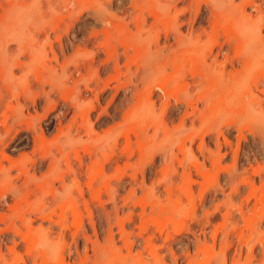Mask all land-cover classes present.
<instances>
[{
    "label": "rangeland",
    "instance_id": "1",
    "mask_svg": "<svg viewBox=\"0 0 264 264\" xmlns=\"http://www.w3.org/2000/svg\"><path fill=\"white\" fill-rule=\"evenodd\" d=\"M0 264H264V0H0Z\"/></svg>",
    "mask_w": 264,
    "mask_h": 264
},
{
    "label": "bare ground",
    "instance_id": "2",
    "mask_svg": "<svg viewBox=\"0 0 264 264\" xmlns=\"http://www.w3.org/2000/svg\"><path fill=\"white\" fill-rule=\"evenodd\" d=\"M194 3V2H193ZM170 5H174V6H176V3L175 2H171V4ZM192 6H194V5H192ZM190 8V7H189ZM99 15V14H98ZM110 22V21H109ZM147 26V25H146ZM113 38V37H112ZM115 38V37H114ZM208 69V68H207ZM210 69V68H209ZM212 76V75H211ZM195 80V79H194ZM227 86V88H226V90H228V88H230L228 85H226ZM225 90V91H226ZM3 260V259H2Z\"/></svg>",
    "mask_w": 264,
    "mask_h": 264
}]
</instances>
